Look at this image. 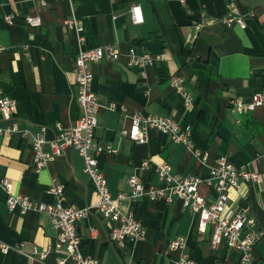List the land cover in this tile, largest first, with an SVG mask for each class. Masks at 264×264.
<instances>
[{
	"label": "crops",
	"instance_id": "1",
	"mask_svg": "<svg viewBox=\"0 0 264 264\" xmlns=\"http://www.w3.org/2000/svg\"><path fill=\"white\" fill-rule=\"evenodd\" d=\"M138 4L143 21L134 23L130 7ZM228 11L246 18V27L228 26ZM10 15L8 23L5 16ZM38 16L41 25L29 26L25 17ZM264 0H0V95L15 100L12 120L0 118V179H10L12 193L33 200L54 202L47 192L64 186V201L89 212L76 223L83 255L98 264H178L185 253L194 264H246L241 251L223 241L211 245V227L197 228L195 214L179 198L170 201L123 198V214H132L143 227L136 241L109 238L119 224L102 217L93 207L97 197L84 170L83 157L66 148L41 168L32 162L31 136L43 130L51 140L58 125L69 127L81 116L77 100L75 64L78 44L66 18L83 27V49L112 46L118 56L92 62L91 90L98 102L96 143L103 149L98 163L112 197L129 193L127 182L137 175L145 185H159L156 166L168 163L180 176L207 178L214 159L225 155L236 166L246 165L259 176L230 189L232 207L247 208L252 224L243 231L261 232L252 251L253 264H264V103L252 110L233 113L234 99L264 98ZM149 54L153 62L128 65V52ZM179 76L191 91L193 103L185 106L172 85ZM164 114L189 126L191 148L173 143L168 134L147 128V141L136 142L122 134L131 125V114ZM21 131L5 132L13 121ZM111 148L114 151H107ZM44 151H50L48 142ZM207 151L200 164L191 150ZM90 154H95L93 149ZM148 160L147 167L142 162ZM199 190L209 202L215 200L211 186ZM6 192L0 186V264H58L54 250L57 232L47 213L18 208L9 211ZM183 238V250H169L170 240ZM44 252L42 256L41 253Z\"/></svg>",
	"mask_w": 264,
	"mask_h": 264
},
{
	"label": "built area",
	"instance_id": "2",
	"mask_svg": "<svg viewBox=\"0 0 264 264\" xmlns=\"http://www.w3.org/2000/svg\"><path fill=\"white\" fill-rule=\"evenodd\" d=\"M131 17L134 23L143 21L142 11L138 4L130 7ZM8 23L12 22L10 15L5 16ZM26 23L31 27L41 25V19L38 16L28 15L25 17ZM224 22L228 26L237 25L241 28L246 27V18L242 15L234 14L228 11L224 17ZM64 24L67 28L74 31L78 51L76 53L75 81L77 86V100L81 106V116L74 124L69 127L58 125L56 132L51 140H46L43 136V130L31 136L32 162L35 168H41L50 159L60 155L66 148L72 147L83 157L84 170L94 185V191L97 201L91 207L97 209L102 217H113L119 221L109 232V238L112 241L128 240L136 241L143 237V227L141 223L132 214H123L120 211L119 203L123 198L137 200L147 198L156 200L164 198L168 201L179 198L184 208L192 211L197 219V228L204 231L207 226L211 227V245L218 246L225 242L229 248H236L241 251V261L246 264H253L252 251L255 243L261 236V232L247 230L243 228L247 224L253 223V218L247 214V208H234L230 204V189L239 188L243 182H255L258 179V172L248 168L246 165L236 166L231 163L225 155L214 159L213 166L209 167L207 178L203 179L196 175L180 176L172 172V167L164 162L156 166V171L161 180L159 185H145L137 176L131 175L127 182L130 186V192H120L116 197H112L106 185L105 176L101 170L97 155L103 151L96 143L94 130L97 126L98 102L96 95L91 90L92 72L89 65L92 62H99L104 58L113 60L118 56V51L112 46H101L92 49H83L81 44L84 40L83 27L75 18H66ZM261 24L264 25V17L261 18ZM5 50V46L0 44V53ZM128 65L132 67L151 64L153 57L149 54L136 55L135 50L131 48L128 52ZM183 81L179 76L172 78V85L181 93L185 106L193 103L191 91L183 88ZM264 103V98L259 94L252 96L251 100L246 102L241 99H234L230 102V109L233 113H242L254 109L256 106ZM16 102L14 99L0 95V118L3 120H12L15 112ZM131 125L128 130H122V134L136 142L144 143L147 141V128L153 127L158 131L168 134L173 143L185 145L191 148L189 142V126L181 127L178 122L164 114H148L142 116L132 113ZM0 131L2 129L0 128ZM7 132L21 131L27 135L28 132L20 130L17 122L14 120L4 130ZM49 143L50 151L43 149V144ZM93 149L95 154H90ZM107 151H114L107 148ZM200 164H206L209 159L207 151L198 149L191 150ZM149 161L142 162L143 167H147ZM201 183L212 187L215 192V200L209 202L204 195L200 193L199 185ZM0 186L6 192V205L9 211L15 208L19 212L25 213L28 210L42 211L48 214L53 228L57 235L54 242V250L60 254L58 264H98L97 258L86 256L81 253L80 237L77 234L76 223L89 212V208L76 209L64 201V186L52 185L47 192L55 197L54 202L48 203L33 200L28 196L12 193L11 181L4 177L0 179ZM186 242L183 238L170 240L169 250H183ZM2 252H7L9 246L0 243ZM42 256L44 252L41 253ZM178 264H194L185 253L178 259Z\"/></svg>",
	"mask_w": 264,
	"mask_h": 264
}]
</instances>
